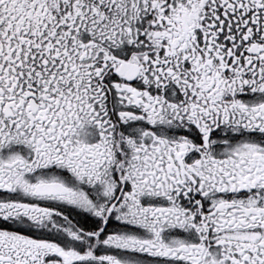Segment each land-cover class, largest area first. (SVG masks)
I'll list each match as a JSON object with an SVG mask.
<instances>
[{"label":"snow or ice","instance_id":"obj_1","mask_svg":"<svg viewBox=\"0 0 264 264\" xmlns=\"http://www.w3.org/2000/svg\"><path fill=\"white\" fill-rule=\"evenodd\" d=\"M0 264H264V0H0Z\"/></svg>","mask_w":264,"mask_h":264}]
</instances>
